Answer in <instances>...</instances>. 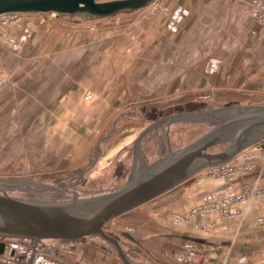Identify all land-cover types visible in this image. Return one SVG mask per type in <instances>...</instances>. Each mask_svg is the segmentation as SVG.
Instances as JSON below:
<instances>
[{"label":"crops","instance_id":"obj_1","mask_svg":"<svg viewBox=\"0 0 264 264\" xmlns=\"http://www.w3.org/2000/svg\"><path fill=\"white\" fill-rule=\"evenodd\" d=\"M252 1L171 0L168 12L157 14L147 26L154 40H159L156 52L160 57L163 55L160 68L170 71L169 83L162 86L179 85L177 71L181 69L185 71L180 75L183 87L195 83L220 91H235L249 101L264 94V24L253 17ZM60 20L41 24L32 18L6 27L7 51L0 61V102L4 97L12 102L18 95L22 96L20 99L25 104L20 112L30 118L99 120L89 127L79 121L74 125L66 121L43 125L41 131L47 133L92 136L110 118H114L109 129L113 131L118 120L153 114L157 121L152 126L161 125L163 115L160 108L155 112L156 103L177 98L159 96L160 100H153L144 89L138 88L127 107L129 82L126 76L116 74L121 67L128 69L126 56L130 48L113 49L116 33L106 31L101 35L105 41H111L102 50L95 45L97 36L85 31V20ZM105 50L110 60L97 65L98 53ZM184 55L186 59H182ZM98 66L107 67L109 72L105 75L97 72ZM86 69L93 71L90 73V77L95 76L91 78L93 83H83ZM83 86L90 87L94 93V99L86 103H83ZM240 108L244 107L226 109L236 112ZM14 110L6 113L0 108V117L17 118ZM181 114L187 118L193 116L192 112ZM29 123L24 126L25 132L33 128ZM12 128L16 133L17 127ZM75 137L70 138L77 148L70 149L73 160L68 167L78 168L89 147L87 141ZM246 150H252L254 156L246 158L242 153L229 162L246 166L235 176L218 175L211 169L201 171L171 192L113 220L114 230L110 233L117 237L130 233L138 243L132 249L142 251L144 262L148 263L191 264L180 261V257L193 251L199 264H264V142ZM86 164L83 162L82 167ZM229 187L237 194L244 189L249 193L235 215L220 219L214 209L203 210L225 195ZM123 244L131 243L123 240Z\"/></svg>","mask_w":264,"mask_h":264},{"label":"rangeland","instance_id":"obj_2","mask_svg":"<svg viewBox=\"0 0 264 264\" xmlns=\"http://www.w3.org/2000/svg\"><path fill=\"white\" fill-rule=\"evenodd\" d=\"M170 1L154 0L148 7L137 10L133 14L121 13L107 19L84 22L87 23L85 31L97 36L95 45L99 49L104 50L106 46L111 45V41H105L101 37L106 31L116 33L111 45L114 50L130 48L126 56L129 57L128 69L121 67L116 74L118 77L126 76V81L129 82L130 100L127 102V107L133 102L131 100L134 99L138 88L144 89L147 96H151L150 99L153 100H158L159 96L160 98H177L174 101L156 103L155 112L157 113V109L160 108L163 115L161 125L156 128L152 126L154 121H157V117L153 114L151 117L118 120L114 130L109 131L114 120L110 118L102 129L92 136L84 133L75 135L83 142L87 141L89 149L83 159V162L87 164L82 167V162L78 164V168H73L68 165L73 160V153L70 149L77 148L76 142L73 143L70 140L75 136L42 132L41 127L57 125L62 121L74 125L79 120L26 117L20 112L25 104V100L20 99L22 96L18 95L12 102L8 99L9 97H4V101L0 102V108L5 109L6 113L15 109L14 111L18 114L17 118L3 115L0 117V180L10 184V186L0 187L10 196L31 201L63 202L72 200L75 195L88 197L115 191L122 188L130 178L138 175L144 163L148 167L153 166L170 152L177 151L199 138L211 128L212 124L218 122L219 117L235 112L233 109L232 112L226 110L224 113L223 110L226 108L246 107L249 104L254 106L259 102H264V94L249 101V98L240 97L235 91L225 92L217 90L216 87L196 86L195 83L192 87H183L180 85L182 82L180 75L185 71L181 69L177 71L179 85L162 86L164 82L169 83L170 71L163 67L160 68L159 62L163 55L160 57L156 52L159 40H154L152 30L147 26L153 23L157 14L168 12ZM32 18L41 24H50L54 21H61L60 19L68 20L63 17L50 16L47 18V23H42L39 14H22L19 23L22 24ZM6 51L4 48V54ZM108 54L106 50L98 53L97 65L101 62H108L110 60L107 57ZM182 59H186V56L184 55ZM97 68V72L104 73V75L109 72L105 66ZM91 72L93 71L89 69L83 70L84 84L93 83L91 78L95 76L90 77ZM89 88L83 86V103L94 99L93 90ZM262 89L264 91V85ZM216 95L217 98H215ZM25 98L23 96V99ZM36 98L38 96L35 95ZM220 98L225 100H220ZM151 103L154 104V102ZM186 112H192L193 116L188 118L181 116V113ZM172 115L175 116L170 117ZM97 121L99 120L82 118L79 122L89 127L92 124H98L94 123ZM28 122L33 128L30 127L25 132L24 126ZM13 126L17 127L16 133L13 132ZM251 151L245 150L242 153L246 154V158H252L254 154ZM228 165L225 177L235 176L246 167L230 163ZM112 223L111 221L106 224L105 229L108 233L114 230ZM125 247L132 249L134 245L127 244ZM63 254L73 262L83 260L87 264H124L113 247L98 238L71 244L64 249ZM131 256L136 260L144 261L145 259L142 251L133 250Z\"/></svg>","mask_w":264,"mask_h":264},{"label":"water","instance_id":"obj_3","mask_svg":"<svg viewBox=\"0 0 264 264\" xmlns=\"http://www.w3.org/2000/svg\"><path fill=\"white\" fill-rule=\"evenodd\" d=\"M153 1L0 0V16L56 14L67 19L96 21L144 9ZM262 142L264 105L247 106L219 117L199 138L170 152L153 166L144 163L138 175L112 192L88 197L75 195L63 202H40L10 196L1 188L10 184L0 180V238L67 244L98 238L112 246L124 264H153L131 256L134 249L126 248L123 240L136 247L138 243L130 233L113 236L106 231V224L171 192L201 171L228 164L249 147ZM3 250L1 243L0 253Z\"/></svg>","mask_w":264,"mask_h":264},{"label":"built area","instance_id":"obj_4","mask_svg":"<svg viewBox=\"0 0 264 264\" xmlns=\"http://www.w3.org/2000/svg\"><path fill=\"white\" fill-rule=\"evenodd\" d=\"M39 15L42 23H47V18L50 16L59 17L56 14ZM252 15L257 21L264 24V0L252 1ZM21 16L22 14L0 16V61L4 55V46L7 42L5 29L9 25L18 24ZM228 168L229 165L225 164L212 168L211 171L215 174L226 176ZM248 197L249 193L247 189L237 194L232 187H229L225 195H222L213 205L206 206L203 210L214 209L219 213L220 219L231 217L237 213L238 206L248 199ZM1 243L4 244V250L0 253V264H87L83 260L73 262L68 256L63 254L64 249L71 245L67 243L47 240L34 242L31 240L0 238ZM180 261L199 264L198 256L193 251L188 252L186 256L180 257Z\"/></svg>","mask_w":264,"mask_h":264}]
</instances>
